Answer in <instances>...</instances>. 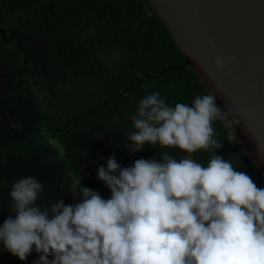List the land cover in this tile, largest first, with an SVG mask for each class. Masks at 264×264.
Listing matches in <instances>:
<instances>
[{
    "label": "trees",
    "instance_id": "trees-1",
    "mask_svg": "<svg viewBox=\"0 0 264 264\" xmlns=\"http://www.w3.org/2000/svg\"><path fill=\"white\" fill-rule=\"evenodd\" d=\"M146 0H0V226L14 213V182L33 176L44 186L38 204H74V184L111 193L97 168L115 156L121 167L158 159L159 147L129 154L134 131L128 117L138 101L159 91L166 102L191 103L207 92ZM216 150L246 172L264 179L237 140L214 123ZM176 158L184 153L165 149ZM209 152L193 158L207 164ZM78 191V188H77ZM3 250L0 264H33ZM51 259V257H49Z\"/></svg>",
    "mask_w": 264,
    "mask_h": 264
},
{
    "label": "clouds",
    "instance_id": "clouds-1",
    "mask_svg": "<svg viewBox=\"0 0 264 264\" xmlns=\"http://www.w3.org/2000/svg\"><path fill=\"white\" fill-rule=\"evenodd\" d=\"M234 62L217 56L214 64ZM232 117L211 92L174 106L159 91L145 95L128 117L134 131L124 147L131 155L158 146L159 158L121 167L109 157L97 179L110 198L79 183L74 204H38L43 184L20 178L9 193L15 215L0 226L3 250L26 261L34 248L33 264H264V188L216 154L214 123L237 140ZM173 148L185 155L164 151ZM210 150L206 165L193 158Z\"/></svg>",
    "mask_w": 264,
    "mask_h": 264
},
{
    "label": "water",
    "instance_id": "water-1",
    "mask_svg": "<svg viewBox=\"0 0 264 264\" xmlns=\"http://www.w3.org/2000/svg\"><path fill=\"white\" fill-rule=\"evenodd\" d=\"M264 179V0H146ZM217 56L235 62L217 71Z\"/></svg>",
    "mask_w": 264,
    "mask_h": 264
}]
</instances>
